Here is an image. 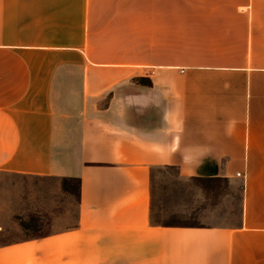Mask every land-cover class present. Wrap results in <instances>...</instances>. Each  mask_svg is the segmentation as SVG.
Returning a JSON list of instances; mask_svg holds the SVG:
<instances>
[{"label": "crops", "instance_id": "crops-1", "mask_svg": "<svg viewBox=\"0 0 264 264\" xmlns=\"http://www.w3.org/2000/svg\"><path fill=\"white\" fill-rule=\"evenodd\" d=\"M158 168L237 221L151 222ZM0 171L75 198L0 264H264V0H0Z\"/></svg>", "mask_w": 264, "mask_h": 264}, {"label": "rangeland", "instance_id": "rangeland-1", "mask_svg": "<svg viewBox=\"0 0 264 264\" xmlns=\"http://www.w3.org/2000/svg\"><path fill=\"white\" fill-rule=\"evenodd\" d=\"M56 183L0 171V243L47 232L54 221L73 218L75 198L57 191ZM151 184V222L207 226L237 221L239 184L178 178L172 168L154 169Z\"/></svg>", "mask_w": 264, "mask_h": 264}, {"label": "trees", "instance_id": "trees-1", "mask_svg": "<svg viewBox=\"0 0 264 264\" xmlns=\"http://www.w3.org/2000/svg\"><path fill=\"white\" fill-rule=\"evenodd\" d=\"M191 179L202 180V181H208V182H216V181H218V179H215V178H209V179L191 178ZM163 224H175V223L164 222Z\"/></svg>", "mask_w": 264, "mask_h": 264}, {"label": "built area", "instance_id": "built-area-1", "mask_svg": "<svg viewBox=\"0 0 264 264\" xmlns=\"http://www.w3.org/2000/svg\"><path fill=\"white\" fill-rule=\"evenodd\" d=\"M236 175L238 176V175H239V173H236Z\"/></svg>", "mask_w": 264, "mask_h": 264}]
</instances>
